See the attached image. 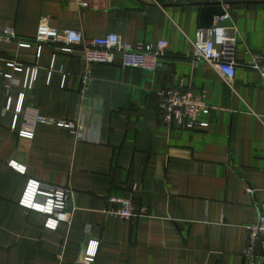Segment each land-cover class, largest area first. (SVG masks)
I'll list each match as a JSON object with an SVG mask.
<instances>
[{
    "label": "crops",
    "instance_id": "1",
    "mask_svg": "<svg viewBox=\"0 0 264 264\" xmlns=\"http://www.w3.org/2000/svg\"><path fill=\"white\" fill-rule=\"evenodd\" d=\"M206 1L0 0V31L17 34L0 45V264H86V241L98 242L92 264H251L243 251L264 205V79L246 63L264 57V0H225L226 27L238 33L231 85L191 60ZM43 19L86 38L167 40V53L155 71L94 64L85 85L80 55L57 43L39 51ZM28 68H37L31 87ZM182 84L206 92L207 126L159 120L161 92ZM29 110L73 126L38 123L22 136ZM29 180L71 189L70 223L48 228L20 204ZM110 197L147 215L110 216Z\"/></svg>",
    "mask_w": 264,
    "mask_h": 264
},
{
    "label": "built area",
    "instance_id": "2",
    "mask_svg": "<svg viewBox=\"0 0 264 264\" xmlns=\"http://www.w3.org/2000/svg\"><path fill=\"white\" fill-rule=\"evenodd\" d=\"M223 4L225 0H212ZM226 9V8H225ZM226 15L214 16L213 23L209 28H200L193 41L194 50L191 54L193 63L206 61L221 74L223 80L230 84L236 75V49L238 33H233L228 27L222 26L221 22L228 19ZM17 39L16 31L8 27L0 31V45L10 43ZM35 42L39 44L41 52L44 43H57L59 51L76 53L86 62V73L83 76L85 85L91 80L94 64H115L143 70L155 71L160 66V61L167 53L168 41L160 40L156 44L132 45L116 33H108L103 36L86 38L82 32L73 29H58L49 24L46 19L39 23ZM21 47H31L30 42H20ZM16 71H23V66L13 63ZM247 66L257 70L264 79V57L250 54ZM54 67V66H53ZM37 68H28L27 87H31ZM23 99V98H22ZM22 99L18 113L22 110ZM159 120L165 125L171 126L175 121H183L188 129L196 126H207L208 121L204 116L208 115L211 106L207 101L204 90L186 88L180 86L166 87L160 94ZM29 130H22L21 135L32 138L34 128L38 123H57L61 126L70 127L72 123L65 121L56 122L54 119L42 117L37 111L29 110L26 113ZM16 126V123H15ZM20 171H25L22 166L14 164ZM252 192L253 189L249 188ZM72 201L71 189L58 187L50 184H41L35 180H29L25 188L20 204L32 210L43 213L46 216V227L54 229L60 223H70L72 213L68 206ZM110 207L105 212L110 216L123 219H136L147 215L145 208H138L132 199L126 197H110ZM98 250V242L91 241L85 255L84 263L92 264ZM243 255L250 259L251 264H264V205L258 220L247 226V243Z\"/></svg>",
    "mask_w": 264,
    "mask_h": 264
},
{
    "label": "water",
    "instance_id": "3",
    "mask_svg": "<svg viewBox=\"0 0 264 264\" xmlns=\"http://www.w3.org/2000/svg\"><path fill=\"white\" fill-rule=\"evenodd\" d=\"M228 4V3H224ZM202 6L201 10V18H200V27L201 28H209L211 24L213 23L214 16L219 15H226L228 13L229 18L222 21L221 25L222 26H227L230 23V15H231V10L230 9H225L223 4L217 1H206L200 3ZM89 249V243L86 241L85 247H84V252L85 254L87 253Z\"/></svg>",
    "mask_w": 264,
    "mask_h": 264
}]
</instances>
